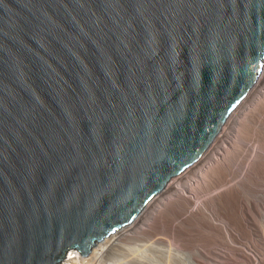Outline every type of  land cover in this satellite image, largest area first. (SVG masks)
<instances>
[{
  "label": "water",
  "instance_id": "1",
  "mask_svg": "<svg viewBox=\"0 0 264 264\" xmlns=\"http://www.w3.org/2000/svg\"><path fill=\"white\" fill-rule=\"evenodd\" d=\"M264 0H0V264L130 224L256 82Z\"/></svg>",
  "mask_w": 264,
  "mask_h": 264
},
{
  "label": "bare ground",
  "instance_id": "2",
  "mask_svg": "<svg viewBox=\"0 0 264 264\" xmlns=\"http://www.w3.org/2000/svg\"><path fill=\"white\" fill-rule=\"evenodd\" d=\"M264 115V58H263V64H262V68H261V71H260V74L256 80V82L254 83V85L249 89V91L247 92V94L245 95V97L240 101V103L233 109V111L231 112V114L228 116V118L226 119V121L224 122V124L222 125L220 131L218 132V134L215 136V138L213 139V141L211 142V144L209 145V147L206 149V151L201 155V157L196 160L195 162H193L192 164H190L189 166H187L182 172H180L179 174H177L176 176H178V178H172L170 179L167 184L165 185V187L161 190V192H159L155 197H153L148 203L147 205L145 206V208L143 209V211L128 225L126 226H123L122 228H120L119 230H116L115 232L111 233L109 236L105 237L103 240L101 241H98L96 242L91 250L87 253L89 254L87 257H82L77 251H74L72 250L69 254L67 253V256L62 260V264H114V261H111L113 263H110L109 262H105L104 263V258H110L112 255H117L119 253L120 254H123V250L124 249H128L130 246H131V242H132V238L136 237V235H139L141 233H143L144 231H147L145 230L146 228L149 229V232H150V227L152 226L151 223L153 221L154 218H156V216H158V214L162 213L163 214V211L165 212V209L171 207L169 205H171L170 203H168L169 199L170 198H173L172 196L173 195H177L179 199L178 200V206L180 208H188V210L191 211V213H188L191 214L190 216H193L195 215L197 218L198 217H201L202 219H205L208 221V218L209 219H212L214 220L215 218H218L220 216L217 217V212L219 209L217 205V203L215 202L216 200L219 201V203L222 202L221 197L220 199H217V198H213V195L211 196V194L209 196L211 197H207L206 198V193L208 192H204V190H206L205 188H213L216 189L217 185L216 182L219 181L218 183H220V178L221 176H223V178H225L226 176V172H227V176L229 177L231 174L229 173L231 170H232V167H235L233 164L234 162L241 159V158H238V160H236L239 155H241V157L243 156V152L242 151H245L243 149V143L245 142V138H248L250 139L248 136L251 137L250 134V130H249V135L246 137L245 136V128L246 126L248 125H252V126H257L259 128V124L261 122V118L263 117ZM263 119V118H262ZM264 120V119H263ZM264 124V123H262ZM261 124V126H262ZM259 125V126H258ZM251 126V127H252ZM253 128V127H252ZM252 130V129H251ZM254 130H257V129H254L253 128V131ZM257 133V132H256ZM259 134V132L257 133ZM263 134V133H262ZM260 135V134H259ZM262 136V135H261ZM253 138V137H252ZM252 138L250 140H252ZM256 138V137H254ZM249 140V142H250ZM258 138H256L255 141H257ZM254 142V141H253ZM253 142H250L251 144H253ZM262 142V141H261ZM249 143V144H250ZM255 143V142H254ZM257 143V142H256ZM255 143V144H256ZM247 145H249L248 143H246ZM258 144H260V141H258ZM262 145H264L263 143H261ZM254 145V144H253ZM257 146V145H256ZM256 146H253V147H248L244 144V148L247 147L246 149V156L248 158V154L249 153V149L255 153V160L256 162H252L253 164L255 163L256 166L258 165V163H263L264 161V147L262 146H259L260 148H257ZM245 153V152H244ZM253 156V153L251 154ZM246 156L243 158L244 161H247V158ZM251 156V157H252ZM250 157V155H249ZM235 160V161H234ZM249 160V159H248ZM239 162V161H238ZM240 163H241V160H240ZM248 163V161H247ZM251 163V162H250ZM239 165V163H238ZM242 165V163H241ZM245 164L243 163V166ZM264 165V164H263ZM261 165V166H263ZM255 166V165H254ZM260 165H258L257 167H259ZM256 167V168H257ZM236 168V167H235ZM241 168V167H240ZM257 168V169H258ZM262 168V167H261ZM254 169V168H253ZM263 169V168H262ZM244 170V169H243ZM253 171V170H252ZM258 171H261V170H258ZM233 172V171H231ZM230 175H229V174ZM258 173V172H257ZM260 173V172H259ZM224 174V175H223ZM257 175V174H256ZM263 178V177H262ZM222 179V178H221ZM228 179V178H227ZM226 182V181H225ZM225 182H223L222 184L225 185ZM261 184V183H260ZM221 185V184H220ZM222 185V191H224V189L226 188V185L223 186ZM264 185V184H263ZM219 187V186H218ZM234 187V186H233ZM199 188H204L201 189L203 190V195L200 194V193H197L198 196H196V200H193L192 202V197L189 195L191 193L192 196H194L196 194V190H199ZM224 188V189H223ZM214 189H211V190H214ZM232 189V188H231ZM200 190V191H201ZM208 190V189H207ZM209 190V191H211ZM234 190V189H233ZM217 191V190H215ZM220 190V193L222 192ZM219 193V194H220ZM223 193V192H222ZM236 193V192H235ZM264 193V192H263ZM200 194V195H199ZM209 194V193H208ZM217 195V194H216ZM221 195V194H220ZM260 195V193H259ZM205 196V197H204ZM208 196V195H207ZM264 197V195H262ZM174 198H177L176 196ZM260 198V197H259ZM194 199V198H193ZM214 199V202L213 200ZM241 199V198H240ZM251 199V198H250ZM172 200V199H171ZM221 200V202H220ZM258 200V198H257ZM264 200V199H263ZM217 201V202H218ZM224 201V200H223ZM230 201V200H229ZM172 202V201H171ZM191 202L193 203L191 205ZM262 202V201H261ZM218 203V204H219ZM224 203H226L224 201ZM236 203H237V199H236ZM169 204V205H168ZM174 204V203H173ZM233 204V203H232ZM239 204V202H238ZM250 204V203H249ZM260 204V203H259ZM258 204V205H259ZM225 205V204H224ZM234 205V204H233ZM232 205V206H233ZM245 205V204H244ZM256 205V204H255ZM264 205V204H263ZM175 206V205H174ZM229 206V204H228ZM231 206V205H230ZM251 206V205H250ZM227 207V205H226ZM239 207V206H237ZM248 207V206H247ZM253 207V206H252ZM262 207V206H261ZM260 207V208H261ZM174 208V207H173ZM172 208V209H173ZM221 208V207H219ZM233 208V207H231ZM241 208V207H239ZM244 208H246L244 206ZM243 208V209H244ZM254 208V207H253ZM259 208V209H260ZM263 208V207H262ZM170 209V208H169ZM168 209V210H169ZM222 209V208H221ZM250 209V208H249ZM248 209V210H249ZM171 210V209H170ZM169 210V211H170ZM181 210V209H179ZM228 210V209H226ZM232 211V209H230ZM240 210V209H238ZM246 210V209H245ZM168 211V212H169ZM186 211V210H185ZM222 211V210H221ZM225 211V210H224ZM263 211V209H262ZM167 212V211H166ZM177 212V211H176ZM182 212V211H181ZM237 212V211H236ZM239 212V211H238ZM248 212V211H247ZM246 212V213H247ZM252 208H251V214L252 215ZM257 212H261V211H258ZM170 213V212H169ZM184 213V211H183ZM227 213V212H225ZM244 213V211H243ZM165 214V213H164ZM193 214V215H192ZM242 214V213H241ZM245 214V213H244ZM255 214V213H254ZM260 214V213H259ZM184 215V214H183ZM225 215V214H224ZM261 215V214H260ZM168 216V215H167ZM188 216V215H187ZM253 216V215H252ZM258 216V215H257ZM256 216V217H257ZM246 217V218H245ZM244 218L247 219V215L245 216ZM264 218V216H262ZM159 218V216H158ZM200 218V219H201ZM220 218V217H219ZM227 218V216H226ZM241 218V217H240ZM165 219V218H164ZM169 219V218H168ZM167 219V220H168ZM201 219V220H202ZM224 219V218H223ZM234 219V218H233ZM236 219V218H235ZM244 219V220H245ZM157 220V219H156ZM155 220V221H156ZM194 220V218H193ZM219 220V219H217ZM237 220V219H236ZM244 220H241L244 222ZM248 220H251L250 218ZM254 220V218H253ZM252 220V221H253ZM264 220V219H263ZM154 221V222H155ZM163 221V220H162ZM230 221V220H229ZM239 221V219H238ZM202 222V221H201ZM216 222V221H215ZM221 222H222V218H221ZM228 222V221H227ZM231 222V221H230ZM246 222H248L246 220ZM250 222V221H249ZM248 222V223H249ZM254 222V221H253ZM252 222V223H253ZM258 222V221H257ZM166 223V222H164ZM197 223V222H196ZM214 222H212L213 224ZM238 223V222H237ZM236 223V224H237ZM256 223V222H255ZM154 224V223H153ZM203 224V222H202ZM216 224V223H215ZM234 224V223H232ZM251 224V223H250ZM257 224V223H256ZM260 224V223H259ZM167 225V224H166ZM193 225V224H192ZM205 225V224H204ZM210 226H212L211 224H209ZM208 225V227H209ZM218 225V224H217ZM223 230L225 229L226 233H224V236L225 234L227 235V240L225 241L223 239V241H225V243H223L222 245L224 244H227L229 246L227 247H231L234 240L236 239H233L235 237V230H233V227L231 229V227H229L228 223H226L225 221H223ZM245 225H249V224H245ZM253 225V224H252ZM128 226V227H127ZM207 226V225H206ZM231 226V225H230ZM242 226V224H241ZM250 226V225H249ZM258 226V225H257ZM260 226V225H259ZM258 226V227H259ZM219 227V226H217ZM247 227V226H246ZM254 227V226H253ZM252 227V228H253ZM257 227V228H258ZM264 226L262 225V227L260 228H263ZM160 228V227H159ZM158 228V229H159ZM164 228V226H163ZM169 228V227H168ZM212 228V227H211ZM241 228V227H240ZM245 228V227H244ZM251 228V226H250ZM152 229V228H151ZM153 229H154V226H153ZM174 229V228H173ZM206 229V228H205ZM214 229V228H213ZM222 229V228H221ZM220 229V231H221ZM256 229V227H255ZM242 230V229H241ZM240 230V231H241ZM263 230V229H262ZM157 231V230H155ZM171 231V230H170ZM181 231V230H180ZM219 231V230H218ZM253 231V230H252ZM257 232L260 233L259 237L260 239H263L264 240V231L262 232L261 230H255ZM234 234V237L233 238H230V234L232 233ZM237 232V231H236ZM145 233V232H144ZM151 233V232H150ZM179 233V232H178ZM209 233V231H208ZM221 233V234H222ZM136 234V235H135ZM147 234V233H146ZM155 234V233H154ZM232 234V235H233ZM237 234V233H236ZM253 234V233H252ZM251 234V235H252ZM257 234V233H256ZM254 234V235H256ZM144 235V234H142ZM213 235V234H212ZM152 236V235H151ZM155 236V235H154ZM214 236V235H213ZM221 236V235H220ZM240 236V235H239ZM143 237V236H142ZM158 237V236H157ZM160 237V236H159ZM242 237H243V234H242ZM253 237V236H251ZM144 238H147V237H144ZM155 239V237H153ZM163 238V237H162ZM215 238V237H214ZM214 238H213V241H214ZM217 238V237H216ZM224 238V237H223ZM244 238V237H243ZM242 238V239H243ZM247 238V237H246ZM220 239L222 240V238L220 237ZM239 239V238H237ZM252 240L254 238H251ZM241 240V239H240ZM150 241V239H149ZM229 242V243H226V242ZM142 242V241H141ZM140 242V243H141ZM158 242V241H157ZM160 242V241H159ZM217 240L215 239V242H214V245L216 244ZM219 242H221L219 240ZM236 242H238V240H236ZM135 243V242H134ZM165 243V242H164ZM170 243V241L168 242ZM177 243V242H176ZM249 243V242H248ZM175 244V243H174ZM174 244H173V247H174ZM178 244V243H177ZM212 244V243H211ZM218 244V243H217ZM239 244V243H238ZM140 245V244H139ZM138 245V246H139ZM145 245H147V243H145ZM168 245V244H167ZM166 245V246H167ZM221 245V246H222ZM170 246V245H169ZM176 246V245H175ZM216 246V245H215ZM220 246V245H219ZM235 246V245H234ZM258 246V245H257ZM140 247V246H139ZM177 248H179V246H176ZM213 247V246H212ZM210 247V248H212ZM226 247V246H224ZM251 249V247H253V245L249 244L248 246L246 245V248H249ZM131 248V247H130ZM138 248V247H136ZM172 248V247H171ZM187 248V247H186ZM200 248V247H199ZM197 249L198 251H196L197 254L195 253H189L188 256V259L186 258H182L181 256L175 258V264H217V260L218 258H215L213 260V254L216 255L217 254V251L216 253L212 252V256H210V254H207L206 252L200 250V249ZM217 248V247H216ZM215 248V249H216ZM220 248V247H218ZM234 248V247H233ZM237 248H240V247H237ZM73 249V248H72ZM170 249V248H169ZM232 249V248H230ZM244 249V248H243ZM259 249V248H258ZM263 249V248H262ZM71 250V249H70ZM69 250V251H70ZM133 250V249H131ZM131 250H128L131 252ZM140 250V249H139ZM177 250V249H176ZM196 250V249H195ZM194 250V251H195ZM223 249L221 248V251ZM235 251H233L232 253L230 252L229 253H225L224 255H218L220 256V258H222V260L224 261V263L226 264H264V257L261 258V257H257L256 255H252V253H249L248 250H238L239 252H237L236 248L234 249ZM125 251V250H124ZM135 251V250H134ZM208 251V250H207ZM224 251V250H223ZM229 251V250H228ZM169 252V251H168ZM219 252V251H218ZM262 252V251H261ZM135 253V252H133ZM132 253V254H133ZM142 253V252H141ZM152 253V252H151ZM211 253V252H210ZM129 254V253H128ZM131 255L134 256V255ZM137 254V253H136ZM148 254V253H147ZM168 254V253H167ZM205 254L209 257V259L207 257V259L205 260H210L211 262L209 263H205L204 260L202 258H199L198 257H203L205 256ZM219 254H223L222 252L219 253ZM227 254V255H226ZM264 254V253H263ZM262 254V255H263ZM83 255H86V254H83ZM141 255V254H140ZM121 256V255H120ZM148 256V255H147ZM160 256V255H159ZM122 257V256H121ZM129 257V255L127 256ZM120 258L117 262L115 260V263L116 264H130V262H133V259H128V258ZM154 257V256H153ZM216 257V256H215ZM134 258V257H133ZM136 258V257H135ZM143 258V257H141ZM147 258V257H146ZM166 258V257H164ZM169 258V257H168ZM235 258H240V259H235ZM202 259V260H200ZM154 260V259H153ZM162 260V259H161ZM167 260V259H166ZM216 260V261H215ZM135 261V260H134ZM141 261V260H140ZM169 261V260H168ZM221 263L222 261L219 260ZM139 261L136 260V263H138ZM143 262V261H142ZM146 262V261H145ZM173 263V264H174Z\"/></svg>",
  "mask_w": 264,
  "mask_h": 264
},
{
  "label": "rangeland",
  "instance_id": "3",
  "mask_svg": "<svg viewBox=\"0 0 264 264\" xmlns=\"http://www.w3.org/2000/svg\"><path fill=\"white\" fill-rule=\"evenodd\" d=\"M263 119H264V115H263V117H262ZM261 118V122H260V126H259V128L257 127V126H252V125H248V126H246V128H245V136L247 137L250 133H252V134H250L251 135V137L250 136H248L250 139L252 138V140H250V139H248V138H245V142L243 143V149L245 150V151H242L243 153V156L245 157L246 155V149H247V147H245L244 148V144L246 145V146H250V147H253V146H256L257 148H260L259 146H263L264 147V145H262L261 143H263L264 144V124H262V123H264V120ZM261 124H262V126H261ZM254 129H257V130H254L253 131V128ZM250 130V133H249V130ZM252 129V130H251ZM259 132V134H257V133ZM263 133V134H262ZM262 135V136H261ZM254 137H256V138H258V140L257 141H255L256 140V138H254ZM249 140H250V142H257L256 144L253 142V144H251L250 142H249ZM258 141H260V144H258ZM262 141V142H261ZM246 143H250L249 145H247ZM248 150V149H247ZM245 152V153H244ZM249 153L250 154H248V158H247V156H246V158H247V161H248V163H247V161H244V159L245 158H243V156L241 157V155H239L238 157H236L237 159L236 160H238V158H241V159H239L238 161H237V163H236V161L234 162V166L236 167H232V170L231 171H233V172H229L228 174L230 175L229 177L227 176V172H226V176H225V178H223V176H221V178H220V183H218L219 181H217L216 182V184L215 185H217V187H216V189H214V187L213 188H211V187H209V188H205L206 190H204V188H199V190H196V194L194 195V196H192L191 195V193L189 194L191 197H192V202H193V200H195V201H197L196 200V196H198L197 195V193H200V194H202L203 195V193L206 191V192H208V193H206L207 195H206V198L207 197H211L212 195H213V198L215 199V198H217V197H219V198H217V199H220L222 196V198H221V200L223 199L226 203H224V201L222 200V202H221V200H220V202L221 203H219V201L218 200H216L215 202L217 203V205H219L218 206V208L217 209H219L218 211H216L217 212V217L219 216V214H220V218L218 217V218H215L214 220H212V219H209L208 218V221L207 220H205V219H202L201 217H196L195 215H193V216H190L191 214H189V213H191V211L190 210H188V208H180L177 204L179 203L178 202V200L177 199H179L178 198V196L177 195H173L172 197L173 198H170L169 199V201H168V203H172L171 205H169V206H171V207H169V208H167V209H165V212L163 211V214L162 213H160V214H158V216H159V218H158V216H156V218H154L153 219V221H152V223H151V227H150V232H149V227L148 228H146L145 230H147V231H144L143 233H141V234H139V235H136V237L134 238H132V242H131V248L129 247L128 249H124L123 250V254H120L119 255V253L117 254V255H112L110 258H104V263L105 262H109L110 261V263H113V262H111V261H114V264H116L115 263V260H116V262L120 259V258H126L128 255H129V257H127L128 259H133V262H130V264H137L136 263V260L137 261H139L138 263L139 264H173L175 261V258H177V257H179V256H181L182 258H187L188 259V257H186V256H188V254L191 252V253H195V254H197L196 253V251H198L197 249L199 248L200 250H202V251H204V252H206L207 254H210V256H212L211 254H212V252H214V253H216V251H217V254L218 255H224L225 253H229L230 254V252L232 253L233 251H235L234 249L236 248L237 250V252H239L238 250H248L249 251V253H252V255H256L257 257L259 256V257H261V258H263L264 257V240L263 239H260V237H259V235H260V233L259 232H257V231H255L256 229L258 230H261L262 232L264 231V227L263 228H260V227H262V225L264 226V218L262 217V216H264V197L262 196V195H264V161H263V163H258V165H260L259 167L260 168H258L257 166H256V164L254 163H252L254 160H255V153L254 152H252L250 149H249ZM253 153V156L251 155ZM249 155H250V157H249ZM252 156V157H251ZM249 159V160H248ZM240 160H241V163H242V165H241V163H240ZM246 160V159H245ZM251 162V163H250ZM254 162H256V161H254ZM238 163H239V165H238ZM243 163L245 164L244 166H243ZM255 165V166H254ZM261 165H263V166H261ZM241 167V168H240ZM258 169H257V168ZM263 169H262V168ZM254 168V169H253ZM244 169V170H243ZM253 170V171H252ZM258 170H261V171H258ZM258 172V173H257ZM260 172V173H259ZM257 174V175H256ZM224 175V174H223ZM179 176V175H178ZM178 176H173L172 178H178ZM263 177V178H262ZM171 178V179H172ZM228 178V179H227ZM226 181V182H225ZM223 182H225V185H226V188L224 189V191H222V185L224 184ZM223 183V184H222ZM261 183V184H260ZM221 184V185H220ZM225 185H223V186H225ZM219 186V187H218ZM234 186V187H233ZM232 188V189H231ZM201 189H203L204 190V192H203V190H201ZM208 189V190H207ZM211 189H214V190H211ZM234 189V190H233ZM201 190V191H200ZM209 190H211V191H209ZM215 190H217V191H215ZM220 190L223 192H221L220 193ZM236 192V193H235ZM212 193V194H211ZM221 195H220V194ZM259 193H260V195H259ZM199 194V195H200ZM205 194V193H204ZM211 194V196H209ZM217 194V195H216ZM177 197V198H174V197ZM217 196V197H216ZM221 196V197H220ZM205 197V196H204ZM260 197V198H259ZM194 198V199H193ZM212 198V197H211ZM241 198V199H240ZM251 198V199H250ZM257 198H258V200H257ZM172 199V200H171ZM214 199H212L213 200V202H214ZM236 199H237V203H236ZM230 200V201H229ZM172 201V202H171ZM218 201V202H217ZM262 201V202H261ZM191 202V205L193 204ZM238 202H239V204H238ZM174 203V204H173ZM219 203V204H218ZM234 205H233V204ZM250 203V204H249ZM260 203V204H259ZM225 204V205H224ZM228 204H229V206H228ZM245 204V205H244ZM256 204V205H255ZM259 204V205H258ZM175 205V206H174ZM226 205H227V207H226ZM231 205V206H230ZM233 205V206H232ZM251 205V206H250ZM237 206H239V207H241V208H239V207H237ZM244 206L246 207V208H244ZM248 206V207H247ZM254 208H253V207ZM263 208H262V207ZM174 207V208H173ZM219 207H221V208H219ZM231 207H233V208H231ZM261 207V208H260ZM173 208V209H172ZM244 208V209H243ZM250 208V209H249ZM251 208H252V210H253V212H252V215H250L251 214ZM260 208V209H259ZM170 211H169V210ZM179 209H181V210H179ZM226 209H228V210H226ZM230 209H232V211L230 210ZM238 209H240V210H238ZM246 209V210H245ZM249 209V210H248ZM262 209H263V211H262ZM186 210V211H185ZM222 210V211H221ZM225 210V211H224ZM257 210L258 211H261V212H257ZM167 211V212H166ZM170 213H169V212ZM177 211V212H176ZM182 211V212H181ZM183 211H184V213H183ZM189 213H188V212ZM237 211V212H236ZM239 211V212H238ZM243 211H244V213H243ZM248 211V212H247ZM225 212H227V213H225ZM247 212V213H246ZM165 213V214H164ZM219 213V214H218ZM242 213V214H241ZM250 213V214H249ZM255 213V214H254ZM261 215H260V214ZM184 214V215H183ZM225 214V215H224ZM168 215V216H167ZM188 215V216H187ZM247 215V219H245L246 216ZM258 215V216H257ZM226 216H227V218H226ZM257 216V217H256ZM241 217V218H240ZM245 217V218H244ZM165 218V219H164ZM169 218V219H168ZM193 218H194V220H193ZM202 220H201V219ZM221 218H222V222H221ZM224 218V219H223ZM234 218V219H233ZM237 220H236V219ZM251 219V220H248V219ZM253 218H254V220H253ZM157 219V220H156ZM168 219V220H167ZM217 219H219V220H217ZM238 219H239V221H238ZM245 219V220H244ZM156 220V221H155ZM163 220V221H162ZM231 222H230V221ZM241 220H244V222L243 221H241ZM246 220L249 222H246ZM254 222H253V221ZM155 221V222H154ZM203 222V224H202V222ZM216 221V222H215ZM223 221H225L226 223H228V225H229V227H231V229H232V227H233V230H235V232H234V234H235V237H234V234L232 235V234H230V238H233V239H235L234 240V242H233V244H232V246L231 247H227V246H229V245H227V244H224V245H222L223 243H225V241L227 240L226 238H227V235L225 234V236H224V233H226V231H225V229L223 230ZM228 221V222H227ZM258 221V222H257ZM164 222H166V223H164ZM197 222V223H196ZM212 222H214L213 224H212ZM238 222V223H237ZM253 222V223H252ZM257 224H256V223ZM154 223V224H153ZM216 223V224H215ZM232 223H234V224H232ZM237 223V224H236ZM251 223V224H250ZM260 223V224H259ZM167 224V225H166ZM193 224V225H192ZM205 224V225H204ZM209 224H211L212 226H210ZM218 224V225H217ZM241 224H242V226H241ZM245 224H249L250 226H251V228H250V226L249 225H245ZM253 224V225H252ZM207 225V226H206ZM208 225H209V227H208ZM231 225V226H230ZM259 227H258V226ZM153 226H154V229H153ZM163 226H164V228H163ZM217 226H219V227H217ZM247 226V227H246ZM254 226V227H253ZM128 227V226H127ZM160 227V228H159ZM169 227V228H168ZM212 227V228H211ZM241 227V228H240ZM245 227V228H244ZM253 227V228H252ZM255 227H256V229H255ZM258 227V228H257ZM152 228V229H151ZM159 228V229H158ZM174 228V229H173ZM206 228V229H205ZM214 228V229H213ZM222 228V229H221ZM220 229H221V231H220ZM242 229V230H241ZM263 229V230H262ZM155 230H157V231H155ZM171 230V231H170ZM181 230V231H180ZM219 230V231H218ZM241 230V231H240ZM253 230V231H252ZM208 231H209V233H208ZM237 231V232H236ZM179 232V233H178ZM222 232H224V233H222ZM147 233V234H146ZM155 233V234H154ZM222 233V234H221ZM237 233V234H236ZM253 233V234H252ZM257 233V234H256ZM142 234H144V235H142ZM214 236H213V235ZM242 234H243V237H242ZM252 234V235H251ZM254 234H256V235H254ZM152 235V236H151ZM155 235V236H154ZM221 235V236H220ZM240 235V236H239ZM143 236V237H142ZM158 236V237H157ZM160 236V237H159ZM233 236V237H232ZM251 236H253V237H251ZM144 237H147V238H144ZM153 237H155V239L153 238ZM163 237V238H162ZM215 237V238H214ZM217 237V238H216ZM220 237L222 238V240L220 239ZM224 237V238H223ZM247 237V238H246ZM213 238H214V241H213ZM237 238H239V239H237ZM243 238V239H242ZM251 238H254L253 240L251 239ZM149 239H150V241H149ZM215 239L217 240V242H216V246L214 245V242H215ZM223 239L225 240V241H223ZM241 239V240H240ZM219 240L221 241V242H219ZM236 240H238V242H236ZM142 241V242H141ZM158 241V242H157ZM160 241V242H159ZM170 241V243H168ZM135 242V243H134ZM141 242V243H140ZM165 242V243H164ZM178 244H177V243ZM249 242V243H248ZM145 243H147V245H145ZM175 243V244H174ZM212 243V244H211ZM218 243V244H217ZM226 243H229L228 241L226 242ZM239 243V244H238ZM140 244V245H139ZM168 244V245H167ZM173 244H174V247H173ZM253 245V247H251V249H250V247L249 248H246V245L248 246V245ZM140 247H139V246ZM167 245V246H166ZM170 245V246H169ZM179 246V248H177L176 246ZM220 245V246H219ZM222 245V246H221ZM235 245V246H234ZM258 245V246H257ZM213 246V247H212ZM224 246H226V247H224ZM136 247H138V248H136ZM172 247V248H171ZM187 247V248H186ZM210 247H212V248H210ZM217 247V248H216ZM218 247H220V248H218ZM234 247V248H233ZM237 247H240V248H237ZM170 248V249H169ZM216 248V249H215ZM221 248L224 250H222L221 251ZM230 248H232V249H230ZM244 248V249H243ZM259 248V249H258ZM263 248V249H262ZM131 249H133V250H131ZM140 249V250H139ZM177 249V250H176ZM196 249V250H195ZM70 250V249H69ZM68 250V252L70 253L72 250H74V251H77L76 250V248H71V250L69 251ZM128 250H131V252L130 251H128ZM135 250V251H134ZM195 250V251H194ZM208 250V251H207ZM214 250H216V251H214ZM229 250V251H228ZM233 250V251H232ZM169 251V252H168ZM219 251V252H218ZM262 251V252H261ZM78 252V251H77ZM133 252H135V253H133ZM142 252V253H141ZM152 252V253H151ZM211 252V253H210ZM223 253V254H219V253ZM68 253V254H69ZM79 253V252H78ZM129 253V254H128ZM130 253L132 254V255H134V256H132L131 257V255H130ZM137 253V254H136ZM148 253V254H147ZM168 253V254H167ZM190 253V254H191ZM80 254V253H79ZM141 254V255H140ZM214 255L213 254V260L215 259V258H218V259H216L217 260V264H223V260H222V258H220V256H218V255ZM263 254V255H262ZM81 255V254H80ZM89 254H86V255H81L82 257H87ZM148 255V256H147ZM160 255V256H159ZM227 255V254H226ZM154 256V257H153ZM209 255L207 256L206 254H205V256H203V257H198V259L199 258H202L203 260H204V262L205 263H210L211 261L209 260H205V259H209V257H210ZM216 256V257H215ZM134 257V258H133ZM136 257V258H135ZM141 257H143V258H141ZM147 257V258H146ZM164 257H166V258H164ZM169 257V258H168ZM175 257V258H174ZM205 257H207V258H205ZM154 259V260H153ZM162 259V260H161ZM167 259V260H166ZM202 259H200V260H202ZM235 259H237V258H235ZM238 259H240V258H238ZM237 259V260H238ZM135 260V261H134ZM141 260V261H140ZM169 260V261H168ZM215 260V261H216ZM219 260H221L222 262L221 263H219L220 261ZM241 260V259H240ZM143 261V262H142ZM146 261V262H145ZM212 263V262H211ZM129 264V263H128ZM175 264V263H174ZM224 264H226V263H224Z\"/></svg>",
  "mask_w": 264,
  "mask_h": 264
}]
</instances>
